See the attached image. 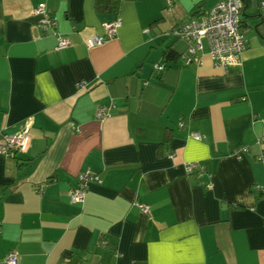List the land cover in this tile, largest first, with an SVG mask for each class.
Masks as SVG:
<instances>
[{
    "label": "crops",
    "instance_id": "obj_1",
    "mask_svg": "<svg viewBox=\"0 0 264 264\" xmlns=\"http://www.w3.org/2000/svg\"><path fill=\"white\" fill-rule=\"evenodd\" d=\"M95 1L0 0V131L33 122L26 151L0 156V264L9 251L17 264H264L258 0H243L246 47L227 70L212 64L206 41L198 64L163 60L166 47L187 50L171 31L214 0H123L117 13ZM39 3L68 48L55 50L56 36L37 27ZM116 18L112 37L85 45ZM100 107L109 116L97 118ZM185 162L211 172L212 188ZM85 170L102 182L71 203Z\"/></svg>",
    "mask_w": 264,
    "mask_h": 264
},
{
    "label": "built area",
    "instance_id": "obj_2",
    "mask_svg": "<svg viewBox=\"0 0 264 264\" xmlns=\"http://www.w3.org/2000/svg\"><path fill=\"white\" fill-rule=\"evenodd\" d=\"M167 5L171 4V0H166ZM260 9L264 10V0H258ZM243 10V0H214L213 5L203 11L198 18H190L176 28L171 33L187 42V50L181 55V62L184 66H189L193 63L198 64L195 54L202 49L203 41L207 42L209 55L212 64L215 67L227 70L230 67H237L241 64V54L246 47L245 38L241 28V15ZM34 15L38 16L36 22L37 27L43 33L52 32L56 36L55 50H63L70 46V40L67 37L55 33L57 25L54 16L49 14L43 3H39L33 10ZM120 25L118 18L104 24L105 34L101 36H92L85 40V45L88 48L102 45L107 38L114 35L116 28ZM157 70H163L164 65L155 66ZM78 88H84L85 83L80 81L77 83ZM109 116V112L100 107L96 111V117L103 119ZM32 118L25 119L19 131L15 133H3L0 131V156L14 158L17 153L24 152L29 146L31 139ZM195 139H200L198 133H194ZM258 144L264 143V133L257 140ZM248 151V147L242 146L234 152V155L239 159L242 154ZM258 160L264 161V153H261ZM185 172L196 175L199 179L205 177L201 181L206 189L212 188V173L207 171L199 162H185L183 164ZM102 182L98 174L85 170L78 174L77 185L69 192L71 203H79L84 199L86 189L89 183ZM50 183L49 181L46 184ZM39 193H42V186L37 188ZM259 190L264 193V185L259 187ZM140 211L146 212L147 206L143 204L137 205ZM5 264H17V256L14 251H9L6 254Z\"/></svg>",
    "mask_w": 264,
    "mask_h": 264
},
{
    "label": "trees",
    "instance_id": "obj_3",
    "mask_svg": "<svg viewBox=\"0 0 264 264\" xmlns=\"http://www.w3.org/2000/svg\"><path fill=\"white\" fill-rule=\"evenodd\" d=\"M123 0H96L95 7L99 12L105 13H117L119 10L120 4ZM202 10V5L197 4L193 9V14H198ZM196 11V12H195ZM203 13V11H201ZM181 58V54L177 53L172 47H166L163 50V60L166 64H172L178 62ZM168 141V134L164 137L160 143L159 149H163V145Z\"/></svg>",
    "mask_w": 264,
    "mask_h": 264
}]
</instances>
